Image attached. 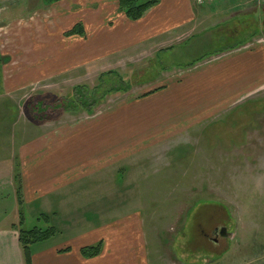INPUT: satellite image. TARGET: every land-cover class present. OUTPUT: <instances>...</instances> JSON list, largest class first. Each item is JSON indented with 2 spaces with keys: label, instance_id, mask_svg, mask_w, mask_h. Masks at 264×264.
Listing matches in <instances>:
<instances>
[{
  "label": "rangeland",
  "instance_id": "1",
  "mask_svg": "<svg viewBox=\"0 0 264 264\" xmlns=\"http://www.w3.org/2000/svg\"><path fill=\"white\" fill-rule=\"evenodd\" d=\"M110 3L0 0V227L19 219L13 190L20 143L43 127L88 114L56 107L53 100L69 97L71 87H95L101 74L104 82L98 94L101 88L120 85L119 77L128 83L127 91L100 99L93 108L96 114L140 98L174 71L246 36L264 40V0H254L244 12L251 23L249 35L240 33L233 39L225 34V40L208 42L196 36L173 42L168 50L147 48L112 56L106 52L105 58L94 59L84 55L86 38L65 33L75 23L84 26L86 18L109 11L105 6ZM95 25L85 26L88 36ZM111 70L115 73L107 74ZM39 100L49 106L43 113L48 119H34L27 108ZM115 178L117 185L123 182L124 189L132 190L124 196L142 213L151 264H264V87L167 144L140 150ZM44 211L23 205V228L57 227L59 220L52 214L45 220ZM221 227L229 237L215 231ZM69 235L59 234L46 244Z\"/></svg>",
  "mask_w": 264,
  "mask_h": 264
},
{
  "label": "crops",
  "instance_id": "2",
  "mask_svg": "<svg viewBox=\"0 0 264 264\" xmlns=\"http://www.w3.org/2000/svg\"><path fill=\"white\" fill-rule=\"evenodd\" d=\"M251 1L196 5L194 0H158L140 19L130 20L118 0H106L111 2L105 6L109 11H99L93 20L86 18L84 26L77 22L83 34L65 35L86 38L84 55L98 60L106 52L112 56L147 48L168 50L173 42L196 36L203 42L225 40V34L234 39L239 33L248 34L251 23L244 12ZM92 23L96 25L88 36L85 26ZM183 35L187 37L181 39ZM249 37L230 51L174 71L147 95L43 127L20 143L22 206H37L49 219L52 214L59 220L51 239L71 235L59 236L53 244L47 240L32 245V264H151L142 213L124 196L132 190H125L123 182L117 185L115 176L124 173L145 147L167 144L264 87V40ZM13 195L18 213L14 190ZM16 223L14 219L0 227V264H24L18 232L12 227ZM98 242L102 243L98 255L82 256V247Z\"/></svg>",
  "mask_w": 264,
  "mask_h": 264
},
{
  "label": "trees",
  "instance_id": "3",
  "mask_svg": "<svg viewBox=\"0 0 264 264\" xmlns=\"http://www.w3.org/2000/svg\"><path fill=\"white\" fill-rule=\"evenodd\" d=\"M43 1L47 4H52L60 0H43ZM157 2L158 0H118V5H119V9L124 12V14L126 15L128 19L138 20L142 17V15L145 13V11L149 7L156 4ZM65 34L66 35L83 34V28H82L81 23L75 24ZM247 40L248 38L247 39L242 38L240 41L236 43V45L228 46L226 48L224 47L220 49V51L211 53L210 55L206 57H209L211 55H217L222 52L230 51L246 43ZM204 58L203 57L198 58L191 65H193L197 61H200ZM108 73L110 74V73H115V72L111 70V71H108L107 74ZM103 76L104 74H101L98 77L99 84L97 86L90 88L87 84L74 85L73 87H71V94L69 97L55 99L53 100V102L55 101L58 103L56 106L57 108H60L61 110H65L70 113H77L78 111L81 110V111H86L88 114H91L93 112V108L95 107V105L98 104L100 99H102L103 97H106L108 93L122 92V91H127L129 89L128 83H126L122 77H119V81L122 82L120 85H116V86L114 85L109 88H105L104 90L101 88L103 92H101V94H98L99 88L101 87V84L104 82ZM154 90L155 89L145 92L142 95H147L153 92ZM27 106H28L27 108L29 112L33 115L34 119H37V120H41V119L43 120L44 118L48 119L47 116L43 115V113L45 112V109L49 108V106L45 104V101L39 100L33 104L29 102ZM14 179H15V182L17 183L15 194H16V199L18 203L19 219L16 224H12V227L15 228L18 232V241H19V244L23 252L24 264H32L30 247L34 244L47 241L50 238L54 237L57 233V229L51 225L44 227V228L42 227H34L31 229L23 228V217L21 213L22 194H21V180H20L19 170L17 171V173H15ZM41 216L45 220L47 221L49 220V214L41 213ZM101 247H102V243L98 242L97 244H94V245H87V246L82 247L80 249V252L83 257H93L100 253ZM193 251H198V249L193 250Z\"/></svg>",
  "mask_w": 264,
  "mask_h": 264
},
{
  "label": "built area",
  "instance_id": "4",
  "mask_svg": "<svg viewBox=\"0 0 264 264\" xmlns=\"http://www.w3.org/2000/svg\"><path fill=\"white\" fill-rule=\"evenodd\" d=\"M194 1H195V3H196L197 5H203V4H207V3L214 2V1H216V0H194Z\"/></svg>",
  "mask_w": 264,
  "mask_h": 264
},
{
  "label": "water",
  "instance_id": "5",
  "mask_svg": "<svg viewBox=\"0 0 264 264\" xmlns=\"http://www.w3.org/2000/svg\"><path fill=\"white\" fill-rule=\"evenodd\" d=\"M215 231H218V229H215ZM220 234H221V235H225V236H227V237L230 236V233H229V232L226 233V230H225L224 227H222V228L220 229Z\"/></svg>",
  "mask_w": 264,
  "mask_h": 264
},
{
  "label": "flooded vegetation",
  "instance_id": "6",
  "mask_svg": "<svg viewBox=\"0 0 264 264\" xmlns=\"http://www.w3.org/2000/svg\"><path fill=\"white\" fill-rule=\"evenodd\" d=\"M220 229H221V228H219L218 231H217L218 234H220ZM213 242L216 243L215 240H213Z\"/></svg>",
  "mask_w": 264,
  "mask_h": 264
}]
</instances>
